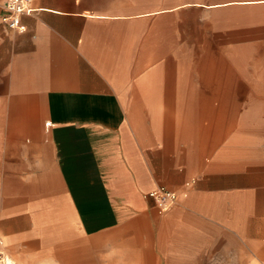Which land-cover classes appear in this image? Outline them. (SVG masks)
I'll list each match as a JSON object with an SVG mask.
<instances>
[{
    "label": "crops",
    "instance_id": "1",
    "mask_svg": "<svg viewBox=\"0 0 264 264\" xmlns=\"http://www.w3.org/2000/svg\"><path fill=\"white\" fill-rule=\"evenodd\" d=\"M140 6L32 0L25 32L0 21L6 248L19 264H264V140L243 111L258 99L221 61L165 51ZM158 187L178 194L163 214Z\"/></svg>",
    "mask_w": 264,
    "mask_h": 264
},
{
    "label": "rangeland",
    "instance_id": "2",
    "mask_svg": "<svg viewBox=\"0 0 264 264\" xmlns=\"http://www.w3.org/2000/svg\"><path fill=\"white\" fill-rule=\"evenodd\" d=\"M131 1L140 4L142 12L146 5L148 13L162 19L165 51L180 50L181 57L187 58L185 66L191 64L192 56L197 67L205 60L221 61L229 70V81L235 82L233 94L258 99L257 104H245L243 111L252 109L253 124L258 113L264 140V0ZM1 238L8 257L5 264H19Z\"/></svg>",
    "mask_w": 264,
    "mask_h": 264
},
{
    "label": "built area",
    "instance_id": "3",
    "mask_svg": "<svg viewBox=\"0 0 264 264\" xmlns=\"http://www.w3.org/2000/svg\"><path fill=\"white\" fill-rule=\"evenodd\" d=\"M5 15L0 18L2 24L8 29L19 33L26 31V26L22 22L23 16L32 12V0H6L4 3ZM193 182L187 183L190 188ZM146 198L152 199L158 208L160 214L168 212L178 199V194L166 187H158L146 195ZM3 240L0 236V264H5L8 257L4 254Z\"/></svg>",
    "mask_w": 264,
    "mask_h": 264
},
{
    "label": "bare ground",
    "instance_id": "4",
    "mask_svg": "<svg viewBox=\"0 0 264 264\" xmlns=\"http://www.w3.org/2000/svg\"><path fill=\"white\" fill-rule=\"evenodd\" d=\"M113 32H114V31H113ZM112 35H113V34H112ZM112 35H111V36H112ZM148 49H149V48H148ZM152 49H153V48H152ZM71 93H72V92H71ZM177 131H178V130H177ZM7 264H11V262H8Z\"/></svg>",
    "mask_w": 264,
    "mask_h": 264
}]
</instances>
